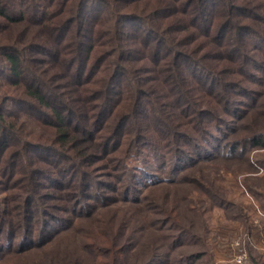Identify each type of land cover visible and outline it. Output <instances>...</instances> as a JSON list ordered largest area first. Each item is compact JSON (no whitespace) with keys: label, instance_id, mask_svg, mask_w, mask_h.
<instances>
[{"label":"trees","instance_id":"16d2710c","mask_svg":"<svg viewBox=\"0 0 264 264\" xmlns=\"http://www.w3.org/2000/svg\"><path fill=\"white\" fill-rule=\"evenodd\" d=\"M197 36L209 48L199 57L186 45ZM3 83L12 89L0 86V261L90 218L80 248L57 264H195L202 253L173 257L202 241L174 211H154L164 216L155 223L122 218L112 237L94 215L141 206L147 190L200 166L264 168V0H0ZM148 119L163 148L147 137ZM244 120L250 135L239 138ZM148 157L153 169L127 161ZM150 229L171 233L134 251L131 236Z\"/></svg>","mask_w":264,"mask_h":264},{"label":"rangeland","instance_id":"374dc122","mask_svg":"<svg viewBox=\"0 0 264 264\" xmlns=\"http://www.w3.org/2000/svg\"><path fill=\"white\" fill-rule=\"evenodd\" d=\"M187 30H189V33L194 31L193 28H188L186 32L183 31L177 35L183 37L187 35ZM204 42L205 40L201 37L197 36L194 39L190 37V40L186 42L187 49L193 50L195 47H198L201 49L197 50V52L199 51L198 57L202 56V53L209 49ZM31 57L35 58V56ZM204 61L210 67L218 64V62L208 58ZM142 63L145 64L144 66H151L147 60L136 62L137 66H142ZM145 75H147V78L153 77V74L150 73H146ZM6 84L3 83L0 86ZM5 87H2V92L12 89V87ZM260 109L263 110L264 108L261 107ZM254 113L252 111L248 114V118H251ZM149 121L151 120H143L142 127L145 126L147 137H151L152 135L155 137L156 132L152 129ZM246 121L241 122L244 128L239 133V138L250 135V129L244 130L249 123ZM155 139L163 148L162 142L156 137ZM256 155L259 159H264V151ZM127 161L130 166L142 169H149L150 166L153 169L156 165V162H152L151 159L146 164H144L142 159H130ZM259 169L247 167L245 161H225L209 164L208 166H200L185 174V178L188 180H184V183L180 185H173L171 187L160 186L151 188L146 192L144 191L146 200L141 206L117 203L98 211L94 217L100 216L98 224L102 223L103 226H111V229L107 228V231L110 237H112L119 225V223H116L124 218L125 220L130 218L133 222L127 224L132 225L144 224L145 220H141V217H148L152 223H155L156 218H163L164 216L156 215L153 213L154 211L158 209L165 210L168 216L171 211H174L176 213L174 217H176L178 226L183 230H187L190 235H195L196 239H201L202 241L197 240L194 245L191 244L190 246H184L176 250L173 253V257L178 258L181 255L186 256L200 252L203 256L195 264H235L233 262V257L236 254L234 243L239 240L240 246L246 251L250 264H264V168ZM191 178L197 180V184L191 182ZM255 190L258 192V195L253 193ZM210 194L218 195L220 198L226 200L232 206L231 209L225 210L214 205ZM4 196L5 193H2L0 199ZM89 219L79 221L75 229L59 236L48 247L46 246L45 248L20 255L7 256L4 260L0 261V264H57L55 261L63 255H68L69 258H72L73 249L76 250L77 246L80 248V240L82 241L87 230L90 229L89 226H86V222H90ZM75 230L80 231L75 233ZM127 232L128 235L131 233V231ZM170 233L167 229L163 232H156L154 229H150L133 234L131 236L133 246L135 245L133 249L134 251L140 250V248H147L148 250L152 244H160L161 241H156L157 237ZM172 233H176V231ZM165 250L166 248L164 247L161 251ZM66 251L69 252L65 254ZM82 259H84V261L82 260V264H89L88 259ZM145 259L143 258L142 262ZM89 260L91 261L92 259L90 258Z\"/></svg>","mask_w":264,"mask_h":264},{"label":"built area","instance_id":"2783aa9c","mask_svg":"<svg viewBox=\"0 0 264 264\" xmlns=\"http://www.w3.org/2000/svg\"><path fill=\"white\" fill-rule=\"evenodd\" d=\"M234 245L236 246V254L233 257V262L235 264H250L245 249L240 246V241H235Z\"/></svg>","mask_w":264,"mask_h":264}]
</instances>
